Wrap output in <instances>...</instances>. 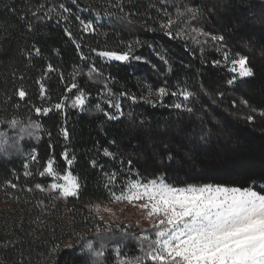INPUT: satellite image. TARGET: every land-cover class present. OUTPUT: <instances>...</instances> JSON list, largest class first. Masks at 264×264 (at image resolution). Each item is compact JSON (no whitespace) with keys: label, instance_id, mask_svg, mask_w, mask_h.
Here are the masks:
<instances>
[{"label":"trees","instance_id":"16d2710c","mask_svg":"<svg viewBox=\"0 0 264 264\" xmlns=\"http://www.w3.org/2000/svg\"><path fill=\"white\" fill-rule=\"evenodd\" d=\"M180 1L198 10V27L224 37L220 44L229 54L249 56L255 78L228 85L233 74L219 63L222 51L187 40L191 33L168 0H0V118L6 121L0 131L13 119L41 129L22 154L0 155V264H117L114 247L136 250L135 240L121 237L96 261L80 247V237L92 240L106 231L92 206L113 201L106 187L113 170L118 185L131 168L141 177L164 175L176 186L264 187V0ZM169 19L172 27L162 29ZM81 20L92 21L95 31H84ZM130 44L141 59L108 63L97 55L127 51ZM73 82L88 96L84 109L71 102L78 92L67 91ZM159 87L195 96L161 100L154 94ZM65 97L63 110L34 111ZM109 100L119 103L122 115ZM65 151L74 157L78 198L48 192L52 178L38 175L49 156L64 172Z\"/></svg>","mask_w":264,"mask_h":264},{"label":"snow or ice","instance_id":"6c2138e0","mask_svg":"<svg viewBox=\"0 0 264 264\" xmlns=\"http://www.w3.org/2000/svg\"><path fill=\"white\" fill-rule=\"evenodd\" d=\"M59 7L64 12L71 11L63 4ZM186 11L191 14L192 18H195L198 12L195 8H188ZM177 15L183 16L184 13L178 12ZM173 23L174 21L169 19L167 23L161 25V28L170 29ZM81 25L86 32L95 31L92 21L81 20ZM193 31L196 30L193 29ZM165 34L170 38L174 36L170 30ZM68 35L70 36L71 33ZM212 39L222 42L224 37L214 36ZM136 43L139 44L140 41ZM37 52H39L38 49ZM97 55L121 62L141 59L132 55L131 44L127 51H100ZM224 58L228 59L227 51L224 53ZM82 59L87 58L82 56ZM48 67L49 70H54L51 65ZM229 71L233 75L227 80L228 85L234 84L238 78H255V71L247 55L238 54L232 59ZM72 89H77L79 93L73 101V106L83 108L86 104V94L74 82L67 91L70 92ZM44 91L43 84H41V93ZM18 95L23 98L26 93L21 89ZM165 95L178 96L187 102L195 96V93L186 89L169 93L165 87H159L157 96L162 100ZM132 99L135 100L136 97L133 96ZM66 100L67 97L50 108L35 107L34 111L46 115L54 110H63ZM109 104L122 115L119 103L109 100ZM172 106L178 110L192 111L187 103H175ZM108 118L117 119L116 116ZM248 119L252 120L253 117L249 116ZM4 123L6 121L0 118V125ZM7 123L11 127L19 122L13 119ZM61 132L65 137L68 136L67 129H61ZM239 134L242 135V133ZM201 139L203 140L204 137ZM104 154L109 157L114 156L107 149ZM62 156L68 165L72 164L74 157L68 159L67 151L62 153ZM30 159L35 162L37 157L31 155ZM171 159L173 157L169 156V160ZM128 163L131 164V161ZM93 164L95 165V161ZM54 165V156H49L43 171L38 172V175L47 174L58 180L62 178L64 183L53 182L50 184V189H60L61 197L78 198L81 184L77 177L70 171L61 177ZM30 174L25 172L26 176ZM129 175H135L136 178H128ZM107 179L106 187L114 202L127 201L133 204L143 210L146 214L145 219L151 222L150 228L141 229L138 236L142 255L122 260L119 255L120 248L117 246L113 248L117 264H146V262L147 264H264V187L254 183L246 187L229 186L225 183H184L183 186H176L168 183L164 175L155 178L141 177L138 171L132 173L131 168L119 185L117 181L120 177L115 170L107 174ZM11 186L16 187L15 184ZM115 187L121 188V191L119 193L112 191ZM36 188L41 191L45 190L40 184H37ZM257 188L260 190H256ZM28 190L31 191V189ZM92 207L97 214L101 211L99 204ZM103 211L111 212V209L105 207ZM100 219L107 223L102 216ZM130 227V225L125 226L123 231L127 232ZM80 240V247L84 250V254L93 259H99L106 251V245L103 243H100L97 248L95 240L87 237H80Z\"/></svg>","mask_w":264,"mask_h":264},{"label":"rangeland","instance_id":"374dc122","mask_svg":"<svg viewBox=\"0 0 264 264\" xmlns=\"http://www.w3.org/2000/svg\"><path fill=\"white\" fill-rule=\"evenodd\" d=\"M172 5H175V12L176 14L178 12H183V16H179L181 19V22L184 24V28L186 32L191 33V38L186 37L187 40H190L194 43L196 47H200L201 50L206 49H215L219 50L222 53V57L219 60L220 65L225 66L228 70L231 67V60L236 58L237 55H231L228 52V59L225 60L224 53L226 46H222V42H218L212 39L215 35L206 31H203L202 28L198 27L196 25V18H192L191 14H189L186 10L190 7L188 4L181 2L180 0H168ZM195 29L196 31H193ZM210 34V35H209ZM222 45H221V44ZM225 50V51H224ZM102 58V57H101ZM105 62H121V61H115L110 59L102 58ZM136 60V59H135ZM131 61V59L129 60ZM127 61V62H129ZM246 79V78H245ZM240 78L237 79V81L234 83H238ZM79 93L77 92L76 95ZM157 96V92L154 93ZM75 95V97H76ZM74 97V99H75ZM86 104L83 108L79 107L80 109H84L87 107L88 104V96L86 95ZM158 97V96H157ZM159 98V97H158ZM74 99L71 101L73 104ZM116 110V109H115ZM19 123L15 126L9 127V129L5 131H0V155L7 157V156H16L23 153L24 149V143L27 141H35L40 138L41 129L37 122L34 121H28L26 123H23L21 121H18ZM68 159H72L68 156ZM73 164V160H72ZM72 164L68 165V168L64 172H60L56 167V162L54 167H56L57 171L60 173L61 177L64 174H67V172H71ZM72 175H74L72 173ZM76 176V175H74ZM52 178V182L56 183H64L63 179H56L53 176H50ZM77 177V176H76ZM78 179V177H77ZM79 181V179H78ZM48 192H54V193H60V189H50V185L46 189ZM101 206V211L98 213L99 217H103L104 221H107L105 223L106 231L105 233H100L96 235L92 240L96 241L97 248L99 247L100 243H103L106 245V249L110 247V245L113 242H117L121 237H125L126 242H129V240H135V249L136 250H125L123 251V247L120 248V258L122 260L124 259H132L135 257H139L142 255L141 249L139 247L140 241L138 240V236L140 235L141 229H148L151 226V222L145 219V212L138 207L134 206L133 204L128 203L127 201L122 202H114L110 201L104 204H99ZM110 208L111 212H105L103 211V208ZM96 212V211H95ZM137 222H139V225H137ZM119 225V227H117ZM130 225L131 227L127 229V232L123 231L125 226ZM111 230V232H109ZM135 234V235H134ZM117 247V246H116ZM115 248V247H114ZM135 255V256H134ZM104 256V254H103ZM95 259L96 261H99L101 258Z\"/></svg>","mask_w":264,"mask_h":264}]
</instances>
